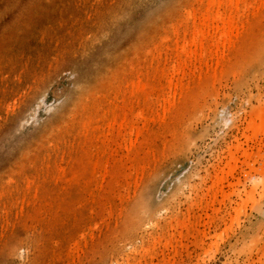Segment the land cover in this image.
Segmentation results:
<instances>
[{
    "label": "rangeland",
    "instance_id": "obj_1",
    "mask_svg": "<svg viewBox=\"0 0 264 264\" xmlns=\"http://www.w3.org/2000/svg\"><path fill=\"white\" fill-rule=\"evenodd\" d=\"M67 1L68 3H66ZM67 1L19 0L18 2V0H0V42L2 43V45L0 43V51H2L0 52V62H2V66H4L3 63L7 62L5 69L0 65V72H3L0 75V82L4 86L0 83V105L4 107V110L0 112L4 116L0 114V117H2L0 118V200H2L0 201V207L1 205L4 206L3 202L5 204L3 208H0V223L3 221V225L0 224V234L3 232V235H0V245L4 243L5 247L0 246V253L4 256V251L9 250L8 253L6 252L7 256H0V264H55L58 258L60 259L57 263L63 261V263L60 262L62 264H66V260L69 262L70 259H73L74 262L71 260L69 263L67 262L68 264H124L128 261L129 264H264V132L262 133V127L259 130L261 133L256 132V130L253 131L249 127L252 120L256 123L259 122L258 113L264 110V45L256 44L258 38H262L264 41V19L259 23L261 27L257 25L256 28H253L250 37L252 43L242 59L240 58V60L232 63L223 72L202 80L198 84L195 94L181 101L182 107L178 111V117L173 119L170 125L158 126L152 120L151 123L149 122L148 128L150 130L146 136L142 135L136 139V133L140 132L144 125H142V117L135 116V113L137 109L145 107V95H150L151 101L155 100L158 89L154 88L153 91H147V94L143 93L139 98L137 97L138 100L133 101L129 95L130 88L127 86L125 91H121V87L126 84V81L127 83L132 81L133 88L142 87L144 80L147 81L144 76V69H148V73H152L155 71V67H165L169 69L166 76L175 73L172 71L176 70L179 62L181 63L179 59H176L179 62L176 64L175 61L173 65L177 67L174 68L171 65L174 60L173 54L176 46L181 42V40L179 42V39L176 42L175 38H180L176 36V34L180 36L179 31L183 34L181 31L183 29L182 25L185 29L182 18L184 16L181 17L178 14H185L183 12L186 10V6L189 8L188 5L191 4L192 7H195L190 11H195L197 15L193 20L199 22L200 17L198 18L199 12H197L198 7L196 6L198 1L194 0L195 4L193 0H74V3ZM97 2L99 5L96 4ZM61 3L65 4L66 7L64 8L63 5L62 8L67 12L60 10L62 9L60 8ZM16 4L18 5L16 6ZM95 4L97 8L94 7ZM51 9L53 10L51 11ZM59 10L61 13L64 11V14L61 15ZM50 11L52 16H50ZM83 16L85 17L83 18ZM75 17L76 20L74 21ZM47 18L51 20V23ZM56 18L59 22L54 20ZM64 18L66 20L70 18L68 21L71 22H66ZM181 18L183 24H181ZM62 19L64 21L60 23ZM175 19L179 20L177 21L181 25L179 27L181 30L178 29V23ZM46 21L49 24H46L48 23ZM54 21H57V23ZM73 21L79 23L73 25ZM83 21L87 22L84 23ZM171 22H174V25L177 23L175 25L176 29H171ZM58 24H62L65 28L62 26L59 28ZM66 24L71 26H68L69 29L71 28V33L75 31L74 35L70 32L68 33L71 35L63 32L66 28L69 30ZM74 26H78V30L76 28L73 30L72 27ZM44 30L47 33H44ZM60 31L63 33L60 34ZM167 31L170 32L167 33ZM50 33L56 35L51 34L52 36L59 38H61L59 35L63 38L65 36L66 41L68 40L70 43V47H73L72 41L77 48L70 49L68 41L60 42L59 38H57L59 42L57 43L55 39L54 44L55 37L51 38ZM165 33V37L173 34V37L171 36L169 39L172 38L174 42L166 38L168 44L170 43L168 45L166 40L162 38V36L164 37L162 34ZM41 34L44 39L40 37ZM47 35L50 38L45 37ZM12 42H14V48ZM50 42L52 44H48ZM62 43L63 45L66 44L67 48L62 49L60 47ZM160 43L162 44L159 45ZM82 44L85 46L82 47ZM49 45H52L50 46L52 48L56 45L59 46L57 49H51L54 54L51 53L50 49H47ZM157 45L160 47L156 48V51L161 50L162 54L160 56H163L166 60L159 58L158 51H154V46L157 47ZM164 46L166 51L172 52L169 61L167 59L169 54L163 50ZM167 47L170 49L168 50ZM5 48L6 50H3ZM59 48L65 53L63 54V51ZM149 48L152 49H150L151 54L154 53L152 54L153 57L146 56L147 58L150 56L148 60L145 55L150 53L148 52ZM39 50L43 55L39 54ZM9 51L10 54L12 53L11 56ZM156 53L157 56H155ZM39 55L43 60L47 57L50 63L46 60H40ZM8 57L11 58V62ZM131 57H133L132 61ZM137 58L141 61L139 60V62ZM17 59H19V62H17ZM29 59L30 61H28ZM31 59L34 60L33 64L35 65L31 63ZM156 59L158 61L160 59L161 62L156 61ZM38 60L44 62L42 66H40ZM209 60L211 61V59ZM163 61H167V63L165 64ZM210 61L207 62V65L206 62L203 64L210 67ZM45 62L46 64L49 63L48 66ZM136 63L142 66L143 69L140 66L138 68L143 73L138 68L137 70L134 69V66L132 67L133 71L128 68L131 64L137 66ZM186 63L188 64L190 61L183 64L187 65ZM146 64L147 67H145ZM8 65L13 67L9 69ZM15 65L17 70L14 67ZM184 65L181 67H184ZM194 65L198 66L197 63ZM188 66L192 67L191 65ZM206 66L203 65V69H206ZM28 68H30V73ZM14 69L15 72H13ZM25 69L28 70V73ZM8 70L10 71L7 75L4 71L7 72ZM20 70L23 71H21L22 77L18 74H21ZM10 72L13 75L16 73V75L8 77L12 75ZM136 72H140V74H136ZM4 74L6 78L4 77L3 81L2 75ZM117 74L118 76L122 74V76L118 77ZM132 74L134 75L131 76ZM174 76L177 77L176 73L172 75V77ZM13 77L17 79L14 81L15 83H13ZM112 77L115 82L112 81ZM175 77L171 79L172 84L179 82V79H175ZM193 77L194 75H190L188 79L192 81ZM186 78L182 81L186 82ZM117 79H119V83L116 81ZM7 81L8 85L5 84ZM145 83L149 84L150 82ZM175 85L179 87L180 82L179 84L175 83ZM177 87H175L176 90L178 89L176 92L179 91ZM3 88L11 91L4 89V93ZM111 88L113 92L116 89L119 104H121L122 99L123 101L125 99L126 102L131 101L129 106L132 108L126 107L125 112L126 116L132 119V126L135 130L133 138L136 140V144L138 143L139 146L141 143L139 146L140 153L143 155L148 145L155 142L154 144L151 143L152 145L150 144L149 148L152 147L150 150L155 153L154 156H158V159L155 160L156 157H154L153 161L151 155L148 159L150 161L144 163V168L147 166L146 170H142L139 167L143 164L139 162L141 158H137L135 160L137 165L134 162V165L138 166V169L135 166L136 170L141 169L143 172H134L133 176L132 171H130L133 162L128 161V159H125L124 167L122 171L115 175L116 177L113 178L109 173L106 174V169L109 170V166L112 164V150L127 131L126 126L118 127V129L113 119L110 125L105 123L99 126L96 123V118L100 116L101 112L100 109H95L96 105L105 104L101 107L106 109L109 105H115L117 102L115 96H113L115 94L108 91ZM173 88L170 89L171 94L175 92H172ZM120 91L121 93H117ZM97 93L98 97L96 96ZM107 94L110 97L103 98ZM120 94L122 95L120 96ZM110 98L111 103H108ZM112 101H114V104ZM135 101L139 102L136 103ZM158 110L160 109L155 111ZM4 112L6 114L8 112V115ZM145 112L148 113L144 111V115H146ZM11 114L14 116L11 117L12 119L9 118ZM88 114L92 115L93 118L86 119L89 116ZM152 116L155 117V114ZM69 119L70 121H68ZM2 123H6V125L4 126ZM73 125L76 126L75 131L77 133H74V129H72ZM98 130L102 132L99 137ZM67 133L70 135L68 136ZM117 133H119V136L115 139ZM63 139H65V144L70 146L66 147ZM61 141L64 145L63 148H61ZM161 141L166 142L162 144ZM49 143L51 144L48 145ZM161 144L163 147L159 146ZM101 145H103L100 148L101 151H98V154L96 153L98 157L102 154L99 165L97 162L95 163L97 160L96 154H94L92 160L90 159V165L87 161L89 167L95 166L97 177L96 173L93 176L90 173L81 176L83 159L80 158V155L90 151L93 152ZM79 146L82 147L83 152L78 153V155L76 150ZM89 147L93 149L90 150ZM161 147L165 149L162 150ZM45 148L49 150L53 148L52 150L56 151V154L53 151L48 152L49 150L41 153ZM37 151L39 156L40 153L42 156L39 157ZM34 152H36L35 158L32 157ZM47 152L52 153V156L55 155L54 160L51 154L43 155ZM68 152L70 153L68 154ZM161 152H164V154ZM56 155L58 158H56ZM30 156L36 160L34 164H32L31 161L33 160ZM59 156H62V159ZM40 159H43V162L38 161ZM35 162L39 164L42 162L46 167V173L36 174L30 171ZM59 170H64L67 177L72 178L68 187H66L67 181L65 178L60 180L58 184L54 183L55 180L52 178L56 176L57 172L59 173ZM11 171L15 172V176ZM141 172L142 174H140ZM125 174L126 176L129 175V178ZM216 176L219 177L217 181ZM7 177H12V180L16 181L17 184L12 183V180ZM88 178L93 181L91 180L90 183L86 184ZM45 182H48V184ZM95 182L96 184H93ZM30 183L31 185L37 184L40 187L36 195L33 192L34 186L26 187ZM128 184L130 187L126 186ZM79 185L80 187H78ZM211 186H213L214 191L216 190V193H212V190L209 191ZM92 187L94 188L90 189ZM216 187H219L220 190ZM30 190L32 195H30ZM120 193L119 199L117 195H120ZM42 195L48 199H45ZM12 201L14 203L16 201L15 207L14 205L11 206ZM29 202H31L30 206L27 205ZM26 206L28 207L26 208ZM5 208L13 214H9L10 212L7 214L5 211L8 210ZM104 208L106 212L108 208L113 210H109L112 215H107ZM31 209L32 213H30ZM89 210H92L93 213ZM1 211L2 213L5 212L4 217ZM118 213H121V216ZM8 215H12L14 221ZM104 215L105 219L102 220L105 222L100 218H103ZM27 217L30 220H27ZM7 220L10 222L9 224ZM99 220L102 221L101 224L97 223L101 226L100 228L96 226L97 229L90 230L89 228L87 230L88 227H93L94 221L98 222ZM11 222H14V224ZM4 223H7L8 226L6 227L7 224ZM4 225L6 230L9 229L11 232L6 231ZM95 225L93 228H95ZM1 227L6 232L2 231ZM67 228L71 229L67 230ZM78 228H82V230ZM65 230L68 232L73 230L75 234L72 231L69 234ZM78 230L82 235L86 234L84 231L89 232V235L86 234V237L81 238ZM61 231L64 235L60 234ZM4 235L14 237L8 239ZM68 235L70 236L67 237ZM54 236L55 238H53ZM74 238L76 240L78 238L80 243L77 247V249L80 248L78 250L79 255L76 253L78 243L74 241L77 243L75 245ZM85 238L88 240L87 243H85ZM5 239L7 241L11 240L12 243L6 242ZM64 242L67 244H64ZM10 243L13 245V250ZM68 243L74 247L73 252L75 250V254ZM5 245L9 246L10 249H7L8 247ZM83 245L86 247L84 248ZM65 246L66 249L64 250ZM68 247L71 251L67 250ZM61 250H63V255L59 254ZM129 250L132 251L130 254L128 253ZM65 252L68 254L66 255ZM70 253L73 254L74 258H71L73 256ZM64 256H66V260L62 259Z\"/></svg>",
    "mask_w": 264,
    "mask_h": 264
},
{
    "label": "bare ground",
    "instance_id": "obj_2",
    "mask_svg": "<svg viewBox=\"0 0 264 264\" xmlns=\"http://www.w3.org/2000/svg\"><path fill=\"white\" fill-rule=\"evenodd\" d=\"M67 1V0H66ZM70 1V3H74L73 1L74 0H69ZM72 1V2H71ZM196 1V0H195ZM198 1V2H197ZM196 2L198 3V5H196L198 8H197V12H199L198 14H199V16H198V18L200 17V19L198 20L199 22H194V18L197 16L196 15V12L194 11V12H192V11H190V10H192V8L194 9V7H192L191 6V4L190 5H188L189 6V8L186 6V10H187V12H186V10L183 12V13H185V14H178V15H180L181 17L182 16H184V17H182L183 18V22H184V24H185V29H184V25H182L183 27V29L181 30V28L179 29V27L181 26L180 25V23L178 22L179 20V17H178V21L176 20V22L178 23V29L179 30H181L182 32H183V34H181L180 33V31H179V34H180V36L178 35V34H176V36H178V37H180L181 38V36L183 35V37L180 39V38H175V36H174V38H175V40H176V42H177V40L179 39V42H180V40H181V42L180 43H178L177 44V46H176V50H175V53L173 54V63H171V62H169V63H171V65L174 67V68H176L177 66H174L173 64H174V62L176 61V59H179V61H181V63L179 62V61H176V64L179 62V64H177L178 65V67L176 68V70H173L174 68L172 67L171 69L173 70L172 72L174 73H176V75H177V77H175V79H179V82H180V86L179 87H177L176 85H175V83H178L179 84V82H175L174 84H172V80L171 79H173L174 77H172V75H174V74H169L170 76H166V72L168 73V71H169V69L168 68H163V67H160V68H158V67H153L154 69H155V71H153L152 73H148V69H144V76L146 77V79H147V81L148 82H150L149 84L148 83H145V82H147L146 80H144L145 82L143 83L144 85L142 86V87H137V88H133V85H132V81H129V82H131V83H127V81L125 82L126 84L124 85V86H122L121 87V91H125L126 89H127V86L130 88L129 89V95H130V99L131 100H138V98H139V96L140 95H142L143 93L144 94H147V91L149 92V91H151L152 89H154V88H157L158 89V93L156 94V96H155V100L154 101H151L152 99H150L149 98V96L150 95H145L146 96V98H145V107H143V108H140V109H137V114L135 113V116H139V117H142V119H143V124L142 125H144V127L143 128H141L142 130L140 131V132H138V133H136V139H137V137H139V136H142V135H144V136H146V134L148 133V131L150 130L149 128H148V125H149V122L150 121H152V120H154L153 122H156V125H158V126H160V125H165V126H167V125H170L171 124V121L173 120V119H177V117H178V111L181 109V107H182V103H181V101L183 100V99H185V98H188V97H190V96H192V95H194L195 94V92L197 91V86H198V84L202 81V80H204V79H207V78H210V77H212L213 75H216V74H218V73H220V72H223L226 68H228L229 66H231L232 65V63H234V62H236V61H238V60H240V58L242 59V57L244 56V54L246 53V51H247V49L249 48V45L252 43V41H251V39H250V37H251V34H252V30H253V28L255 27V26H259V23H260V21L262 20V19H264V0H197ZM18 2H19V0H18ZM193 2H194V0H193ZM15 3V2H14ZM66 3H68V1L66 2ZM6 4H7V2H6ZM62 4V6H60V8H62L63 7V5H64V8L66 7L65 6V4H63V3H61ZM96 4H98V2L96 3ZM96 4H95V8H97L96 7ZM193 4V3H192ZM194 4H195V2H194ZM18 4H16V6H17ZM99 5V4H98ZM97 5V6H98ZM59 6V5H58ZM69 6V5H68ZM102 6V5H101ZM100 6V7H101ZM191 6V7H190ZM54 8H56V7H54ZM53 8V9H54ZM59 8V9H60ZM64 8H62V9H60L61 11L62 10H64V11H66L67 12V10H65ZM73 8H75V7H73ZM94 8V9H95ZM53 9H51V11L53 10ZM68 9V8H67ZM92 9V8H91ZM183 9H185V8H183ZM182 9V10H183ZM189 9V10H188ZM196 9V8H195ZM59 10V11H60ZM96 10V9H95ZM181 10V9H180ZM50 11V16H52V12ZM61 11H60V14L61 15H63L64 13V11L61 13ZM55 12V11H54ZM57 12V11H56ZM69 12H71V11H69ZM182 12V11H181ZM76 13V12H75ZM53 14H55V13H53ZM65 14H67V13H65ZM61 15H59V16H61ZM72 15V14H71ZM79 15V14H78ZM65 17H67L68 16V14H67V16L66 15H64ZM63 16V17H64ZM55 17H57V16H55ZM62 17V18H63ZM77 17V16H76ZM76 17H75V19H73L74 21L76 20ZM85 16H83V18H84ZM61 18V17H60ZM68 18V17H67ZM72 18V17H71ZM82 17H81V20L83 19ZM182 18L180 19L181 20V24H183L182 23ZM70 19V18H69ZM69 19H65L64 18V20H66V22H71V21H68ZM80 19V18H79ZM78 19V20H79ZM85 19H87V18H85ZM84 19V20H85ZM47 20H48V18H47ZM54 20H57L58 21V19L56 18V19H54ZM61 20V19H60ZM63 19H62V22H60V23H63V21H64ZM49 22L51 21V20H48ZM48 21H46V22H48ZM57 21H54V22H56L57 23ZM73 21V22H74ZM89 21V20H88ZM49 22L48 23H46V24H49ZM59 22V21H58ZM72 22V24L74 25V24H76L77 25V23H79V22H74L73 23ZM84 23L85 22H87V21H83ZM51 23V22H50ZM53 23V22H52ZM55 23V24H56ZM59 23V24H60ZM65 23V22H64ZM91 23V22H90ZM172 23V22H171ZM176 23V24H177ZM57 25V26H59V28H60V26H62V24L61 25ZM71 24V25H72ZM87 24V23H86ZM173 24V25H172ZM171 24V29L173 30V29H176V24L174 25V22ZM45 25V24H44ZM65 25V24H64ZM72 25V26H73ZM93 25V24H92ZM68 26H70L69 24H66V27H68ZM63 27V26H62ZM71 27V26H70ZM259 27H261V26H259ZM63 28H65V27H63ZM74 28H76V30H78L77 28H79L78 26H74V27H72V29L74 30ZM256 28V27H255ZM62 29V28H61ZM60 29V30H61ZM68 29H69V27H68ZM72 30V31H73ZM170 30V29H169ZM63 31V30H62ZM44 33H47V32H45V30L43 31ZM54 32V31H53ZM63 32H67V34H69V35H71V34H75V31H73L72 33H71V28L69 29V30H67V28L65 29V31H63ZM63 32H61L60 31V34L61 33H63ZM68 32H70V33H68ZM79 32V31H78ZM170 32V31H169ZM168 31H167V33H169ZM42 33V32H41ZM76 33H77V31H76ZM178 33V32H177ZM55 35V34H53V33H50V36H51V38L53 37H55V36H52V35ZM65 35H67L66 33H64ZM63 34V35H64ZM42 35V34H41ZM40 35V37H43V35L41 36ZM162 35H164V37H165V35H166V33L165 34H162ZM168 35V34H167ZM170 35V34H169ZM173 34H171L170 36H167V37H163L162 36V38L163 39H165L166 40V43L168 44V42H167V40L169 39V37H171ZM37 36H39V35H37ZM50 36H45V37H49L50 38ZM58 36V35H57ZM62 39H64L65 38V36H64V38L61 36V35H59ZM39 37V39H41V40H43L44 39V37H43V39L42 38H40ZM173 37V36H172ZM57 38H59V37H55L54 38V44H55V41L57 40ZM61 38H59L58 40L60 41V42H63L64 43V41H66V38L64 39V40H62ZM166 38H168V39H166ZM173 38V39H174ZM16 39V38H15ZM56 39V40H55ZM62 41H61V40ZM161 39V38H160ZM162 39V40H163ZM171 40H172V38H170ZM169 39V40H170ZM17 40V39H16ZM19 40V39H18ZM17 40V41H18ZM47 40H48V38H47ZM51 40H53V39H51ZM56 41L57 43L59 42V41ZM73 40V39H72ZM3 41V40H2ZM36 41V40H35ZM46 41V40H45ZM68 41V40H67ZM66 41V42H67ZM78 41V40H77ZM85 41V40H84ZM158 41V40H157ZM173 41V40H172ZM16 42V41H15ZM19 42H21L20 40H19ZM42 42V41H41ZM44 42V41H43ZM49 42V41H48ZM65 42V43H66ZM171 42V41H170ZM174 42V41H173ZM176 42H175V44H176ZM1 43V42H0ZM13 44V48H14V42H12ZM17 43V42H16ZM37 43H38V41H37ZM63 43H62V45H63ZM68 43H69V41H68ZM74 43H76V42H74ZM172 43V42H171ZM27 44V43H26ZM48 44H52L51 42L50 43H48ZM71 44L73 45V47H70V43H69V45H68V47L71 49V48H73L74 49V44H73V42L71 41ZM85 44V43H84ZM84 44H82V47L83 46H85ZM162 43H160L159 45H161ZM166 44V45H167ZM170 44V43H169ZM168 44V45H169ZM256 44H258V45H264V41L262 40V38H258L257 39V41H256ZM1 45H2V43H1ZM0 45V46H1ZM18 45V44H17ZM24 45V44H23ZM41 45V44H40ZM46 45V44H45ZM60 46V44H59V46L60 47H62V49H65V47L67 48V45L66 44H64L63 46ZM154 45V44H153ZM163 45H165V44H163ZM162 45V46H163ZM19 46V45H18ZM37 46V45H36ZM50 46H52V45H49V48H47V49H57L59 46L58 45H56L54 48H52V47H50ZM80 46V45H79ZM9 47H10V45H9ZM11 47V48H12ZM42 47V46H41ZM43 47H44V45H43ZM64 47V48H63ZM81 47V46H80ZM160 47V46H159ZM158 47V45H157V47H155L154 46V51H156V48H159ZM165 47V46H164ZM163 47V48H164ZM171 47V46H170ZM11 48H9V49H11ZM12 48V49H13ZM40 48V47H39ZM77 47H75V49H76ZM168 48V50L170 49L169 47H167ZM172 48V47H171ZM251 48V47H250ZM36 49V48H35ZM60 50H61V48H59ZM79 49V48H78ZM150 49L151 48H149V51L148 52H150V53H146V55H145V57L147 56V55H150V56H152L153 57V53L151 54V51H150ZM161 49V48H160ZM3 50H6V48L5 49H3ZM68 50V49H67ZM152 50V49H151ZM163 50H165V52H167L168 54H169V56H168V61L170 60V58L172 57L171 56V54H172V52L171 51H166V47L163 49ZM259 50V49H258ZM16 51V50H15ZM19 51V50H18ZM37 51V50H36ZM49 51V50H48ZM48 51H47V53H48ZM61 51H63V50H61ZM158 51V57L159 58H163L164 59V57L163 56H160V54H162V51L160 52L159 51V49L157 50ZM156 51V52H157ZM250 51V50H249ZM0 52H2V51H0ZM41 51L39 50V54H42V53H40ZM43 52V51H42ZM50 52V51H49ZM143 52V51H142ZM160 52V53H159ZM164 52V53H165ZM171 52V53H170ZM251 52V51H250ZM12 53H13V50H12ZM12 53L10 54V51H9V54H10V56L12 55ZM14 53H16V52H14ZM46 53V54H47ZM51 53L52 54H54L53 53V50H51ZM61 53V52H60ZM65 53V51H63V54ZM51 54V55H52ZM62 54V53H61ZM143 54H145L144 52H143ZM166 54V53H165ZM167 54V55H168ZM0 55H1V53H0ZM3 55V54H2ZM35 55H36V52H35ZM43 55V54H42ZM58 56L60 55V54H57ZM164 55V54H163ZM15 56H16V54H15ZM31 56V55H30ZM40 56V55H39ZM39 56H37V57H39ZM46 56V55H45ZM48 56L50 57V55L48 54ZM149 56V57H150ZM155 56H157V53L155 54ZM154 56V57H155ZM165 56V55H164ZM171 56V57H170ZM17 57V56H16ZM27 57V56H26ZM36 57V58H37ZM142 57V56H141ZM148 57V58H149ZM170 57V58H169ZM12 58H13V56H12ZM19 58V57H18ZM31 58V57H30ZM132 58L133 57H131V61H132ZM147 58V57H146ZM147 58V59H148ZM2 59H3V57H2ZM5 59V58H4ZM8 59H9V57H8ZM11 59V58H10ZM9 59V60H10ZM26 59V58H25ZM27 59H28V57H27ZM33 59H35V58H33ZM38 59V58H37ZM42 58H41V56H40V60H41ZM134 59H135V57H134ZM145 59V58H144ZM144 59H142V60H144ZM152 59V58H151ZM158 59V58H157ZM156 59V61H158ZM162 59V60H163ZM209 59H211V61L209 60ZM0 60H1V58H0ZM19 59H17V62H19L18 61ZM40 60H38V62L40 61ZM43 60V59H42ZM44 60H46V62L47 61H49L48 59H47V57H45L44 58ZM43 60V61H44ZM137 60H138V58H137ZM140 61H141V59H139ZM138 60V61H139ZM149 60V59H148ZM153 60V59H152ZM164 60H166V59H164ZM214 60V61H213ZM14 61H15V59H14ZM28 61H30V59L28 60ZM34 61V60H33ZM33 61H32V59H31V63L33 64ZM37 61V60H36ZM134 61V60H133ZM139 61V62H140ZM145 61V60H144ZM151 61V60H150ZM155 61V60H154ZM159 61L161 62V60L159 59ZM158 61V62H159ZM182 61H183V63H185L186 61H190V63H186L187 65H184L183 63H182ZM208 61H210L211 63H213L212 65H211V63H210V67H207L206 65L209 63ZM213 61V62H212ZM10 62H11V60H10ZM16 62V63H17ZM46 62H45V64H46ZM139 62H138V64H139ZM163 62H165V64L167 63V61H163ZM206 62V63H205ZM208 62V63H207ZM29 63V62H28ZM30 63V64H31ZM37 63V62H36ZM40 64H38V65H40V66H42V63H44V62H39ZM49 63H50V61H49ZM48 63V64H49ZM129 63H131V62H129ZM143 63V62H142ZM157 63V62H156ZM192 63V64H191ZM195 63H197L198 64V66L197 65H194L193 66V64H195ZM203 63H205V64H203ZM2 64V62H0V65ZM6 65H7V62L5 63ZM5 64L3 63V65L4 66H2L1 65V67H4V69H5ZM25 64H26V61H25ZM48 64H46L47 66H48ZM137 64V63H136ZM137 64V66L134 64H131L128 68H131V70L133 71L135 68H136V70H137V68H138V66H140L141 68H142V66L141 65H138ZM158 64V63H157ZM160 64V63H159ZM164 64V63H163ZM17 65H19V64H17ZM29 65V64H28ZM33 65H35V64H33ZM38 65H36V66H38ZM128 65V64H127ZM142 65H145V64H142ZM151 65V64H150ZM168 65V64H167ZM166 65V66H167ZM170 65V66H171ZM184 65V67H181V66H183ZM188 65H191L192 67H190V66H188ZM203 65L204 66H206L205 68L206 69H203ZM26 66V65H25ZM44 66V65H43ZM134 66V69L132 68ZM136 66V67H135ZM164 66V65H163ZM169 66V67H170ZM8 67H9V65H8ZM11 68L13 67V66H10ZM9 67V69H11ZM15 67V69H16V65L14 66ZM18 67V66H17ZM46 67V66H45ZM145 67H147V64H146V66ZM187 67H190V68H187ZM212 67V68H211ZM34 68V67H33ZM40 69H41V67H39ZM38 68V69H39ZM127 68V69H128ZM153 68H151V69H153ZM14 69V71L13 70H11V71H13V72H15L16 70ZM27 69V68H26ZM25 69V70H26ZM29 69V73L31 72L30 71V68H28ZM36 69H37V67H36ZM39 69V70H40ZM139 69V68H138ZM143 69V68H142ZM153 69V70H154ZM166 69H168L167 71H166ZM2 70V69H1ZM7 70V69H6ZM130 70V71H131ZM140 70V69H139ZM146 70V71H145ZM10 70H8L7 72H5L4 71V73H7V75L9 74L8 72H9ZM22 70H20L19 72H21ZM27 71V73H28V70H26ZM128 71V70H127ZM127 71H126V73H127ZM129 71V72H130ZM152 71V70H151ZM150 71V72H151ZM23 72V71H22ZM22 72H21V74L20 73H18L19 75H20V77H22L21 75H22ZM140 72L141 73H143L141 70H140ZM140 72L139 73H137L136 72V74H140ZM147 74H146V73ZM1 73L3 74V72L1 71L0 72V75H1ZM116 73V72H115ZM126 73L124 74L125 76H126ZM132 73V72H131ZM10 74H12L11 72H10ZM26 74V73H25ZM24 74V75H25ZM119 74V73H118ZM118 74H117V76H118ZM127 74H129V73H127ZM14 75H16V73H14ZM13 74L12 75H10V76H8V77H11V76H14ZM27 75V74H26ZM134 74H132L131 76H133ZM192 76V75H194V79H192V81H191V79L189 80L188 79V77L189 76ZM3 76V81H4V77L6 78V75L4 74V75H2ZM18 76V75H17ZM116 76V77H117ZM119 76H122V74L121 75H119ZM118 76V77H119ZM168 77H170V78H168ZM172 77V78H171ZM187 77V78H186ZM14 78V77H13ZM12 78V79H13ZM124 78H127V77H124ZM132 78V77H131ZM184 78H186V82H183L182 80L184 79ZM191 78V77H190ZM1 79V78H0ZM18 80H19V76H18V78H17ZM17 79H15L14 78V80H13V83H15L14 81H16ZM119 79H117L116 81H118ZM123 80V79H122ZM130 80V79H129ZM1 81V80H0ZM11 81V80H10ZM112 81L113 82H115L114 80H113V77H112ZM111 81V82H112ZM177 81V80H176ZM19 82V81H18ZM0 83H2V82H0ZM5 83V82H4ZM10 83V82H9ZM107 83H109V82H107ZM118 83H119V81H118ZM5 84H7L8 85V81L5 83ZM12 84V83H11ZM174 85L173 87H171L172 85ZM16 85H18L17 83H16ZM106 85V84H105ZM113 85H115V84H113ZM123 85V84H122ZM0 86H1V84H0ZM2 86H3V83H2ZM111 86V85H110ZM4 87V86H3ZM112 87V86H111ZM175 87H177V88H179V91L178 92H176L177 90L175 89ZM8 88V87H7ZM7 88L5 89V88H3L2 89V91H4V89L5 90H7ZM10 88V87H9ZM104 88H105V86H104ZM103 88V89H104ZM171 88H173L172 89V92L173 91H175L174 93H172L171 94ZM12 89V88H11ZM14 89V88H13ZM106 89V88H105ZM119 89V88H118ZM175 89V90H174ZM8 90H10V89H8ZM7 90V91H8ZM115 90V92H113L112 91V88H111V90H108V91H110L109 93H112V94H115V95H113V96H115V98H116V100H117V102L119 101V96L116 94V89H114ZM11 91V90H10ZM9 91V92H10ZM102 91V90H101ZM106 92H107V89L105 90ZM121 91L120 92H117V93H121ZM153 91V90H152ZM97 92H98V90H97ZM155 92H156V90H155ZM4 93H5V91H4ZM100 93V92H99ZM104 93V92H103ZM96 94V93H95ZM153 94V93H152ZM151 94V95H152ZM105 95V94H104ZM118 97H117V96ZM122 94H120V96H121ZM97 97L99 96L98 95V93H97V95H96ZM107 96H109L108 94L105 96V97H103V98H105V99H107L106 97ZM110 97V96H109ZM125 97V96H124ZM138 97V98H137ZM102 98V97H101ZM101 98H100V100H101ZM122 98H123V96H122ZM121 98V99H122ZM153 98V97H152ZM98 99V98H97ZM144 99V98H143ZM154 99V98H153ZM109 101H108V103L111 101V98L110 99H108ZM115 100V101H116ZM141 100V99H140ZM99 101V100H98ZM143 101V100H142ZM114 101H112V103H113ZM115 103V105H109V107H107L106 109L105 108H102L101 107V105H103V104H100V106L97 104L96 105V107H95V109L96 110H99L100 109V116L98 117V118H96V120H97V124L99 125V126H101V125H104L105 123H107V124H109L110 125V122H111V120L113 119V122H114V124H116L117 125V128L119 127H122V126H126V129H127V131L121 136V141H118L119 143L116 145V147L112 150L113 152L111 153L112 155L111 156H113V160L111 161L112 162V164L109 166V170L108 169H106V174L108 175V173L110 174V175H112V177L114 178V177H116L115 175L118 173V172H120V171H122V169H123V167H124V161H125V159H128V161L129 160H131L132 162H133V166H131L130 167V171H132L131 173H132V176H133V174H134V172H137L138 173V171L140 172V171H142L143 169H145L147 166H145V168H144V163H145V161H150V160H148L149 158H150V156L152 155V158H153V161H154V157H156L155 158V160L156 159H158L157 157L158 156H154L155 155V153H153L152 152V150H150L152 147H150L149 148V145L152 143H147V144H149L148 145V147H147V149H145V151L143 152L142 150H141V152H143L144 154L142 155V153H140V148H139V146H140V144H139V146H138V143L136 144V140L133 138V134H135V130H134V128H133V126H132V119L131 118H128L127 116H126V112H125V108L126 107H130L129 105H131L130 103H131V101H128V102H126V100L124 99V101H123V99H122V101H121V104H119V102L118 103ZM136 103L137 102H139V101H135ZM144 102V101H143ZM111 103V102H110ZM142 103V102H141ZM114 104V103H113ZM142 104H144V103H142ZM14 105H16V104H14ZM105 105V104H104ZM103 105V106H104ZM1 106V105H0ZM144 106V105H143ZM2 107V106H1ZM0 107V112H1V110H4V107H2L1 108ZM12 107V106H11ZM17 107V106H16ZM138 107V106H137ZM6 108V107H5ZM130 108H132V107H130ZM12 109V108H11ZM152 109V110H151ZM157 109H160V110H158V111H160V112H158V111H155V110H157ZM14 110V109H13ZM85 110V109H84ZM83 110V111H84ZM7 111V110H6ZM144 111H147L148 113H146V115H144ZM9 112V111H8ZM8 112H7V114H6V112H4L6 115H8ZM91 112V111H90ZM10 113V112H9ZM11 113H13V112H11ZM89 113V112H88ZM152 113V114H151ZM2 116H3V114L2 113H0ZM16 114V113H15ZM14 114V115H15ZM155 114V117L154 116H152V115H154ZM85 115V114H84ZM89 115V114H88ZM93 116H94V114H93ZM4 117V116H3ZM7 117V116H6ZM11 117H14V116H12V114H11V116L9 117V118H11ZM0 118H2V117H0ZM91 118H93L92 117V115H89L86 119H91ZM119 119V120H116V119ZM257 118H259V122L258 123H256L254 120H252L251 122H250V124H249V127H251L252 129H253V131L254 130H256V132H260L259 130L261 129V127H262V133L264 132V110H263V112H260V113H258V116H257ZM3 119H5V118H3ZM2 119V120H3ZM12 119V118H11ZM71 119V118H70ZM70 119L68 120V121H70ZM86 119H85V121H86ZM141 119V118H140ZM84 120V119H83ZM9 121H10V119H9ZM3 122V121H2ZM4 122H6V121H4ZM0 123H1V119H0ZM7 123V122H6ZM6 123L4 124V123H2L4 126L6 125ZM151 123V122H150ZM1 124V125H2ZM66 124H68V123H66ZM2 125V126H3ZM72 125V124H71ZM151 125V124H150ZM74 126V125H73ZM66 127H68V125H66ZM75 127L76 126H74L72 129H74V133H77L76 131H75ZM3 128V127H2ZM69 128V127H68ZM101 128H105V127H101ZM114 128V127H113ZM118 128V129H119ZM152 128H153V126H152ZM162 128V127H161ZM1 129V128H0ZM125 129V130H126ZM158 129H159V127H158ZM67 130V129H66ZM100 130V129H99ZM97 131L98 132V137L100 136V135H102V132L101 131ZM103 130V129H102ZM108 130V129H107ZM107 130H105V131H107ZM145 130V131H144ZM104 131V130H103ZM158 131V130H157ZM155 132L156 134L158 133V132ZM160 131V130H159ZM108 133H109V130L107 131ZM107 132H106V134H107ZM111 132H112V130H111ZM118 132V131H117ZM71 133V132H70ZM113 133V132H112ZM261 133V132H260ZM68 134V136L70 135L69 133H67ZM97 134V133H96ZM105 134V135H106ZM154 134V133H153ZM79 135V134H78ZM77 135V136H78ZM151 135V134H150ZM67 136V137H68ZM119 136V133H117V136L115 135V139H116V137H118ZM143 136V137H144ZM74 137H76V136H74ZM97 137V136H96ZM110 137V136H109ZM156 137V136H155ZM63 138H65V137H63ZM71 138V137H70ZM78 138V137H77ZM113 138V137H112ZM144 138H146V137H144ZM143 138V139H144ZM157 138V137H156ZM67 139V138H66ZM118 139V138H117ZM141 139V138H140ZM152 139V138H151ZM64 141H63V143H64V145H66L65 143V139H63ZM69 140V139H68ZM71 140V139H70ZM101 140V139H100ZM150 140V139H149ZM162 140H164V139H162ZM60 141V140H59ZM110 141V140H109ZM139 141H141V140H139ZM138 141V142H139ZM145 141H146V139H145ZM69 142V141H68ZM72 142H73V140H72ZM72 142H71V145H72ZM142 142H144V141H142ZM149 142V141H148ZM163 142V143H162ZM164 142H166V141H161V143L162 144H165ZM57 143H58V141H57ZM107 143H108V140H107ZM106 143V144H107ZM155 143V142H154ZM154 143H152V144H154ZM51 143H49L48 145H50ZM52 144H54V143H52ZM68 144V143H67ZM102 144H103V142H102ZM151 144V145H152ZM159 145V146H162L163 147V145ZM64 145H62V141H61V148H63L64 147ZM84 145H85V143H84ZM91 145V144H90ZM63 146V147H62ZM67 146H70L69 144L68 145H66V147ZM80 146H81V144H80ZM78 147L77 148V150H76V153L78 154V153H80V152H83V149H82V147ZM102 146L103 145H101V146H99L98 148H97V150H94L93 152L92 151H90L89 153H82L81 155H80V158L81 159H83V161H82V164L81 165H83V168L81 167V176H83L85 173H87V174H89L90 173V175H94L95 173H96V171H95V169H94V167H89L88 166V163H87V161L89 162V161H91L92 160V158H93V156H94V154H96L98 151H101L100 150V148H102ZM146 146V145H145ZM155 146V145H154ZM50 147V146H49ZM54 148L56 147V146H53ZM57 147H59V146H57ZM66 147L64 148V150L66 149ZM72 147H73V145H72ZM75 147V146H74ZM85 147H86V145H85ZM93 147V146H92ZM92 147H89L88 149H90L91 150V148ZM142 147V146H141ZM161 147V148H162ZM164 147H165V145H164ZM146 148V147H145ZM154 148V147H153ZM51 149V148H50ZM53 149V148H52ZM49 150V149H47V148H45L43 151H41V153L42 152H44V151H46V150H49L48 152H50V151H53V153L54 154H56V151L54 152V150ZM67 149H69V148H67ZM86 149V148H85ZM93 149V148H92ZM159 149V148H158ZM165 148H162V150H164ZM56 150V149H55ZM58 150H59V148H58ZM57 150V151H58ZM39 151H40V149H39ZM61 151H62V149H61ZM61 151H60V153H61ZM70 151V150H69ZM71 151H72V148H71ZM44 153L43 155L45 156V155H50L51 154V157H52V159L54 160V156H52V153ZM64 152V151H63ZM85 152V151H84ZM35 153L36 152H34V154H33V156L32 157H34V155H35ZM37 153H38V151H37ZM41 153H40V156H42L41 155ZM70 152H68V154H69ZM75 153V152H74ZM101 153V152H100ZM162 154H164V152H161ZM62 155H63V153H61ZM98 154V153H97ZM96 154V161H95V163L97 162V164L99 165V163L101 162V156H102V154L100 155V157H98V155ZM161 154V155H162ZM60 155V154H59ZM66 155H67V152H66ZM79 155V154H78ZM158 155V154H157ZM38 156H39V153H38ZM39 156V157H40ZM160 156V155H159ZM27 157H29V156H27ZM31 156H30V158H32ZM48 157H50V156H48ZM59 157H61V159H62V156H59ZM70 157V156H69ZM73 157V156H72ZM98 157V158H97ZM125 157V158H124ZM35 158V157H34ZM34 158H32L31 160H33V161H31L32 162V164H34V161H36V160H34ZM56 158H58L57 157V155H56ZM137 158H141V161H139V162H141V163H143L142 165H139V167L140 168H142V170L140 169V170H136V167H137V169H138V166H136L137 165V163L135 162V160L137 159ZM39 159V158H38ZM48 159V158H47ZM46 159V160H47ZM51 159V160H52ZM91 159V160H90ZM43 159H40V160H38V161H42ZM45 160V161H46ZM50 160V159H49ZM48 160V161H49ZM57 160V159H56ZM47 161V162H48ZM70 161H71V159H70ZM43 162V161H42ZM42 162H40V164L37 162H35V165H31L32 166V170H30V171H32V172H35L36 174H41V173H46L45 171H46V167L44 166V164L42 163ZM46 162V163H47ZM72 162H73V159H72ZM134 162L136 163V165H134ZM45 163V164H46ZM52 163V162H51ZM77 163V162H76ZM94 163V164H95ZM156 163V162H155ZM96 164V165H97ZM110 164V163H109ZM109 164H107V165H109ZM146 164V163H145ZM147 164H149L148 162H147ZM29 165V166H30ZM77 165V164H76ZM79 165V164H78ZM89 165H90V162H89ZM151 165V164H150ZM46 166H47V164H46ZM59 166V165H58ZM136 166V167H135ZM149 166V165H148ZM154 166V165H153ZM135 167V168H134ZM59 168V167H58ZM128 168H129V165H128ZM61 169H62V167H61ZM79 169V168H78ZM131 169H134V170H136V171H133V170H131ZM149 169V168H148ZM57 170V169H56ZM80 170V169H79ZM146 170V169H145ZM129 171V170H128ZM129 171V172H130ZM150 171V170H149ZM12 172V174H14L13 173V171H11ZM31 172V173H32ZM48 172V171H47ZM72 172H74V171H72ZM143 172V171H142ZM142 172L140 173V174H142ZM10 173V172H9ZM17 173V172H16ZM53 173V172H52ZM56 173V172H55ZM68 173V172H67ZM137 173H135V174H137ZM145 173H147V172H145ZM144 173V174H145ZM12 174H11V176H12ZM9 175V174H8ZM18 175H19V172H18ZM55 175V174H54ZM96 175V177H97V173L95 174ZM124 175V174H123ZM14 176H15V174H14ZM14 176H12L13 178H14ZM49 176V175H48ZM125 176H126V174H125ZM10 177V176H9ZM9 177H7L8 179H10V180H12L13 178L11 177V178H9ZM91 177V176H90ZM126 177H128L129 178V175L128 176H126ZM125 177V178H126ZM63 178H65L66 179V181H67V185H66V187H68L69 185H70V180L72 179H70V178H68L67 177V175H66V172L64 171V170H62V171H60L59 170V173L57 172V174H56V176L55 177H53L52 179L53 180H55L54 181V183H56V184H58L59 183V181L60 180H62ZM131 178V177H130ZM218 178L219 177H217L216 176V181L218 180ZM45 179V178H44ZM50 179V178H49ZM94 179V178H93ZM96 179V178H95ZM52 180V181H53ZM78 180V179H77ZM91 180L92 179H90V178H88V180H87V182H86V184H88V183H90L91 182ZM128 180V179H127ZM93 181V180H92ZM96 181V180H95ZM12 183L13 182H15L14 184L16 185L17 183H16V181H11ZM36 182V181H35ZM35 182H34V184H35ZM41 183H42V181H41ZM46 184H48V182H45ZM31 185V183L30 184H27L26 185V187L28 188V187H31V186H34V190H33V192L35 193V195H36V193H37V191L40 189V187H38V185L36 184V185ZM51 184H53V183H51ZM82 183L80 182V185H81ZM93 184H96V182L95 183H93ZM114 184V183H113ZM117 184V183H116ZM31 185V186H30ZM75 185V184H74ZM80 185L78 186V187H80ZM120 185V184H119ZM42 186V185H41ZM43 186H44V184H43ZM96 186V185H95ZM113 186V185H112ZM127 187H130V185L128 184V185H126ZM77 187V188H78ZM114 187V186H113ZM117 187V186H116ZM121 187V186H120ZM212 187V188H211ZM210 188H209V191L210 190H212L213 192L212 193H216V190L214 191L213 189V186H211ZM215 187V186H214ZM75 188V187H74ZM94 187H92V188H90V189H93ZM110 188H112V187H110ZM217 189L219 188V187H216ZM45 189V188H44ZM55 189H56V187H55ZM61 189V188H60ZM63 189V188H62ZM68 189V188H67ZM71 189V188H70ZM72 189H73V187H72ZM32 190V189H31ZM31 190H30V195H32L31 194ZM64 190H65V188H64ZM74 190V189H73ZM78 190V189H77ZM77 190H75V191H77ZM85 190H87V189H85ZM120 190H122V189H120ZM218 190H220V188L218 189ZM57 191V190H56ZM59 191V190H58ZM63 191V190H62ZM123 191H125V190H123ZM2 192V191H1ZM32 192V193H33ZM84 192V191H83ZM218 192V191H217ZM42 194H43V191L41 192ZM60 193V192H59ZM63 193V192H62ZM61 193V194H62ZM77 193V192H76ZM4 194V193H3ZM118 194V193H117ZM26 195V194H25ZM24 195V196H25ZM35 195H34V197H35ZM41 196V195H40ZM76 196H78L77 194H76ZM117 196H119L118 198L120 199V196H121V193H120V195H117ZM32 197V196H31ZM42 197H44V195H42ZM72 197L73 198H75L74 197V195H72ZM45 198V197H44ZM112 198V197H111ZM45 199H48V198H45ZM49 200H50V197H49ZM214 200H216V199H214ZM213 200V201H214ZM0 201H2V200H0ZM10 201H11V199H10ZM17 201V200H16ZM16 201H15V203H16ZM28 201H30V200H28ZM35 201V200H34ZM13 202V201H12ZM11 202V206L12 205H14V207L16 206L15 205V203L13 204ZM109 202V201H108ZM31 202H29L27 205H29ZM35 204H36V201L34 202ZM46 203V202H45ZM55 203V202H54ZM209 203H210V201H209ZM47 204V203H46ZM45 204V205H46ZM60 204V203H59ZM79 204H81L82 205V203L81 202H79ZM78 204V205H79ZM112 204H113V202H112ZM212 204V203H211ZM3 205L5 206V204H4V202H3ZM40 205V204H39ZM48 205H49V202H48ZM110 205V204H109ZM109 205H107V206H109ZM3 206V207H4ZM7 206V205H6ZM30 206V205H29ZM204 206H206V205H204ZM209 206V205H208ZM211 206V205H210ZM2 207V205H1V207L0 208H3ZM28 206H26V208H27ZM35 207H37V205H35ZM34 207V208H35ZM52 207H53V205H52ZM105 208H107L106 206H104ZM110 208H111V205L109 206ZM8 208V207H7ZM7 208H5L6 210H8ZM43 208H45V207H43ZM104 208V210H105V212H106V209ZM205 208V207H204ZM41 209H42V207H41ZM58 209V208H57ZM92 209V208H91ZM206 209H207V207H206ZM2 210V209H1ZM4 210V209H3ZM55 210V209H54ZM109 208H108V210H107V215L109 214V215H112L111 213H109ZM19 211V210H18ZM30 211V210H29ZM35 211V210H34ZM89 211H92V210H89ZM110 211H113V210H110ZM7 214H8V212H10L9 214H13L10 210H8V211H5ZM4 212V213H5ZM23 212V211H22ZM39 212H40V210H39ZM42 212V211H41ZM45 212V211H44ZM56 212V211H55ZM54 212V213H55ZM57 212H58V210H57ZM69 213H70V211H68ZM119 212H121V211H119ZM1 213H2V211H1ZM4 213H2V216L4 217ZM17 213V212H16ZM20 213H21V211H20ZM30 213H32V209H31V212ZM36 213V212H35ZM67 213V212H66ZM68 213V214H69ZM91 213V212H90ZM92 213H93V211H92ZM105 213V214H106ZM7 214H6V217H7ZM15 214V213H14ZM19 214V213H18ZM37 214V213H36ZM40 214V213H39ZM65 214V213H64ZM119 214V216H121L120 214L121 213H118ZM23 215V214H22ZM22 215H21V217H22ZM25 215V214H24ZM91 215V214H90ZM1 216V215H0ZM9 216H11V218H13L12 220L14 221V217H12V215H8V217ZM27 216V215H26ZM37 216H38V214H37ZM36 216V217H37ZM40 216V215H39ZM45 216V215H44ZM62 216V215H61ZM64 216V215H63ZM5 217V219H7ZM15 217H16V215H15ZM20 217V218H21ZM33 217V216H32ZM67 217V216H66ZM73 217V216H72ZM105 217V215L103 216V218L102 217H100L101 218V220L102 219H105L104 218ZM128 217V216H127ZM16 218H18V217H16ZM41 218V217H40ZM45 218V217H44ZM68 218V217H67ZM75 218V217H74ZM93 218V217H92ZM26 219V218H25ZM50 219V218H49ZM60 219V218H59ZM22 220V219H21ZM27 220H30V219H28V217H27ZM62 220V219H61ZM69 220H70V218H69ZM99 220L98 222L96 221H94L93 223V227H94V225H95V223H96V225H95V228H93V227H88V226H86V225H83V226H85V227H88L87 228V230H89V228H90V230H92V229H97L98 227H96V226H99L97 223H100L101 224V222L103 221V222H105L104 220ZM2 221V220H1ZM35 221H36V219H35ZM2 223V224H1ZM0 224H1V226L3 225V221L1 222ZM7 223L9 224L10 222H8V220H7ZM7 223H4V224H7ZM11 223H13L14 224V222H11ZM8 224L6 225V227L8 226ZM85 224H87V223H85ZM90 224V223H89ZM92 224V223H91ZM107 225V224H106ZM10 226V225H9ZM17 226V225H16ZM90 226V225H89ZM193 226V225H192ZM191 226V227H192ZM4 228H5V230H6V227H5V225L3 226ZM73 228H75L74 226H72ZM84 227V228H85ZM101 226H99V228H100ZM104 227V226H103ZM4 228H3V230H2V227H1V230L2 231H4ZM194 228V227H193ZM192 228V229H193ZM68 229H71V228H67V230ZM76 229V228H75ZM78 229H80V228H78ZM86 229V228H85ZM84 229V230H85ZM106 229H107V227H106ZM9 230V229H8ZM8 230H6V231H8ZM74 230V229H73ZM73 230H71L74 234H75V231H73ZM80 230H82V228L80 229ZM83 230V231H84ZM6 231H4V232H6ZM10 231V230H9ZM15 231V230H14ZM66 231V230H65ZM71 231H69V232H71ZM79 231V230H78ZM82 231V232H83ZM99 231H100V229H99ZM11 232V231H10ZM66 232H68V231H66ZM68 232V233H69ZM80 232V231H79ZM3 232H1V236L3 235L2 234ZM73 233H72V235H73ZM84 233H86L87 234V236L89 235L87 232H85L84 231ZM90 233H91V231H90ZM60 234H63L64 235V233H63V231H61V233ZM70 234V233H69ZM77 234V233H76ZM86 234L84 235H82V233L80 232L79 233V236L82 238H84V236L86 237ZM0 236V237H1ZM4 236H6V238L8 237V239L10 238V239H12V237H14V236H7V235H4ZM70 235H68L67 237H69ZM75 236V235H74ZM91 236V235H90ZM95 236V235H94ZM111 236V235H110ZM72 237V236H71ZM76 237H78V236H76ZM80 237H78V238H80ZM18 238V237H17ZM16 238V239H17ZM53 238H55V236L53 237ZM66 238V237H65ZM78 238H77V240H76V238H74L75 240H73V242L74 241H77V243H78V245L76 246V250H77V252L74 250V252H73V246H71L72 244H73V242H72V244L71 245H69V243H68V245L69 246H71L72 247V252L75 254V252L76 253H78L77 255H79V252H78V250H80V248H78L77 249V247L79 246V242H78ZM14 239V238H13ZM15 239V240H16ZM59 239V238H58ZM71 239V238H70ZM87 239H92V238H87ZM6 240V239H5ZM69 240V239H68ZM85 240H86V238H85ZM84 240V241H85ZM56 241V240H55ZM84 241H83V243H84ZM87 241L88 240H86V242L85 243H87ZM6 242H11V240L9 241H7L6 240ZM6 242H5V244H6ZM68 242H70V241H68ZM80 242H82V241H80ZM12 243V242H11ZM10 243V246H11V249L13 248V245ZM57 243V242H56ZM75 243V245L77 244L76 242H74ZM85 243H84V245H85ZM4 243H2L1 245L4 247V245H3ZM61 244V243H60ZM64 244H67V243H65L64 242ZM64 244H62L63 246H64ZM89 244H91L90 242H89ZM0 245V246H1ZM7 245H9V244H7ZM7 245H5L6 247H8L7 249H10V247L9 246H7ZM74 245V244H73ZM83 245V247L85 248L86 246H84ZM81 246V245H80ZM61 247V246H60ZM70 247V248H71ZM5 248V247H4ZM3 248V249H4ZM63 248V247H62ZM66 249V246H65V248H64V250ZM5 250V249H4ZM13 250V249H12ZM67 250H70L69 249V247H68V249ZM9 251V250H8ZM8 251H2L5 255H6V252L8 253ZM71 251V250H70ZM88 251V250H87ZM61 253H59L60 255H63L62 254V252H63V250H61L60 251ZM69 252V251H68ZM71 252V253H72ZM132 251H128V253L130 254ZM70 253V255H72L73 256V254H71ZM86 253V252H85ZM88 253V252H87ZM127 253V252H126ZM1 255L0 256H2V257H5V255L3 256L2 255V253H0ZM9 254H10V252H9ZM27 254V253H26ZM65 254L67 255L68 253H66L65 252ZM7 256V255H6ZM80 256H81V254H80ZM1 257V258H2ZM61 257V256H60ZM65 257L66 256H64V258H62V259H65ZM71 257V256H70ZM75 257H77V256H75ZM82 257V256H81ZM71 258H74V256L73 257H71ZM58 259H60V258H58ZM58 259H57V261H58ZM61 259V260H62ZM67 259H68V257H67ZM66 260V259H65ZM72 260V262H74L73 261V259H70L69 260V262ZM77 260V259H76ZM57 261H56V263L55 264H58V263H60V262H62L63 263V261H60V262H58L57 263ZM67 262H68V260H66ZM127 261V260H126ZM66 262V264H68ZM78 262V261H77ZM62 263H60V264H62ZM72 264V263H71ZM124 264H129V261L127 262V263H125L124 262Z\"/></svg>",
    "mask_w": 264,
    "mask_h": 264
}]
</instances>
